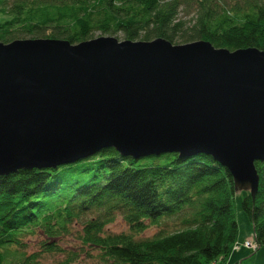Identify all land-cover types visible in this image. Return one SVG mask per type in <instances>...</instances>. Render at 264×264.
I'll use <instances>...</instances> for the list:
<instances>
[{"label": "trees", "instance_id": "16d2710c", "mask_svg": "<svg viewBox=\"0 0 264 264\" xmlns=\"http://www.w3.org/2000/svg\"><path fill=\"white\" fill-rule=\"evenodd\" d=\"M0 16L5 44H78L99 32L264 51V0H0ZM254 164L257 192L241 193V208L255 252L264 247V161ZM236 194L227 169L202 153L135 159L106 147L74 163L18 169L0 175V264L55 255L73 264L80 248L96 264H229L240 246ZM118 218L128 230L110 232ZM150 229L151 237L140 236Z\"/></svg>", "mask_w": 264, "mask_h": 264}, {"label": "water", "instance_id": "95a60500", "mask_svg": "<svg viewBox=\"0 0 264 264\" xmlns=\"http://www.w3.org/2000/svg\"><path fill=\"white\" fill-rule=\"evenodd\" d=\"M112 147L135 159L210 155L236 193L264 161V51L101 36L0 42V175Z\"/></svg>", "mask_w": 264, "mask_h": 264}, {"label": "rangeland", "instance_id": "374dc122", "mask_svg": "<svg viewBox=\"0 0 264 264\" xmlns=\"http://www.w3.org/2000/svg\"><path fill=\"white\" fill-rule=\"evenodd\" d=\"M2 19L3 17L0 16V21H2ZM101 36L107 37L108 35H100L99 32H95L94 38H98ZM112 37H115L118 41L124 40L122 37V34H118ZM174 45H181V44L179 43V44H174ZM243 192H246V191L244 190L238 191V193L235 196V202H234L236 220H237V225H238L236 244H239L240 246L237 250L235 249V247L232 248L228 256L227 262L229 264H235L239 262H241L242 264H264V247L259 248L257 251L254 252V251H251L252 249L244 245L245 240L251 239L252 237V225L241 208V200H242L241 193ZM246 193H249V192H246ZM108 230L110 232H122V231H127L128 227L121 218H118L113 224H111L108 227ZM154 232H155V229H150L142 233L140 236L141 237H151L154 234ZM70 244L74 245L75 247L78 246V242L76 240L74 242H71ZM79 254H80L79 261L73 264H96L95 258L86 256L84 253L81 252V248H80ZM62 260H63L62 255H55V256H50L48 258L43 259L42 264H61Z\"/></svg>", "mask_w": 264, "mask_h": 264}, {"label": "built area", "instance_id": "2783aa9c", "mask_svg": "<svg viewBox=\"0 0 264 264\" xmlns=\"http://www.w3.org/2000/svg\"><path fill=\"white\" fill-rule=\"evenodd\" d=\"M244 245H245L246 247H249V248L252 249V250H255V249H256V245H255V243L252 241V239H247V240L245 241Z\"/></svg>", "mask_w": 264, "mask_h": 264}]
</instances>
